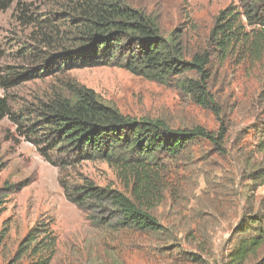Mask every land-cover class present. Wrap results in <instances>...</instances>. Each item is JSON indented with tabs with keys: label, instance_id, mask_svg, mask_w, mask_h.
<instances>
[{
	"label": "trees",
	"instance_id": "obj_1",
	"mask_svg": "<svg viewBox=\"0 0 264 264\" xmlns=\"http://www.w3.org/2000/svg\"><path fill=\"white\" fill-rule=\"evenodd\" d=\"M13 2L0 0V11ZM52 4L38 12L25 2L17 3L18 20L30 27L29 47H23L20 55L28 64L3 65L1 52V90L73 66L111 64L151 81L174 84L219 117L222 110L209 91L207 66L232 56L250 63L264 59V0H242L240 11L222 9L204 40L192 48L182 30L163 34L155 17L125 0H53ZM4 118L12 122L18 137L57 168L65 198L94 225L105 224L106 217L92 213L109 211L120 226L162 234L167 228L155 211L175 194L170 165L191 162L190 145L199 139L207 140L219 155H228L224 143L228 127L221 118L213 132L200 125L172 127L159 118L125 115L92 88L68 77L18 110H13L6 94L1 95L0 121ZM262 133L260 151H264V125ZM84 160L110 165L122 190L70 174ZM251 160L254 163L248 161L247 170H241L247 184L233 198L238 216L227 239L224 264H264V198L255 196L256 188L264 185V165ZM4 167L0 160V171ZM26 185L28 181L5 182L0 187V212L5 197ZM25 240L32 243L36 237L29 232ZM52 244L47 246L50 250Z\"/></svg>",
	"mask_w": 264,
	"mask_h": 264
},
{
	"label": "rangeland",
	"instance_id": "obj_2",
	"mask_svg": "<svg viewBox=\"0 0 264 264\" xmlns=\"http://www.w3.org/2000/svg\"><path fill=\"white\" fill-rule=\"evenodd\" d=\"M18 2L38 12L54 5L53 0H14L0 11L3 65L28 64L27 57L20 55L23 47H29L30 27L16 16ZM125 2L155 17L163 34L182 30L190 48L204 40L219 11L242 10V0ZM207 69L209 91L223 117L196 104L174 84L151 81L111 64L73 66L64 73L0 89V96L6 94L13 110H18L68 77L92 88L125 115L159 118L172 127L200 125L213 132L221 118L228 127L224 139L228 155H219L207 140L199 139L190 145L191 162L170 165L175 194L155 211L167 230L150 234L120 226L118 217H110L109 211L92 213L106 217L105 224H92L85 212L65 198L57 168L18 137L12 122L4 118L0 121V160L5 167L0 171V187L5 182L28 181V185L8 194L2 203L0 264H224L227 239L238 216L233 198L247 184L241 170H247L248 161L254 163L252 158L264 165V151L257 145L263 138L264 59L250 63L232 56L213 61ZM69 172L97 185L123 188L114 169L101 160H84ZM255 196L264 198V185L256 188ZM29 232L36 237L32 243L25 240Z\"/></svg>",
	"mask_w": 264,
	"mask_h": 264
}]
</instances>
